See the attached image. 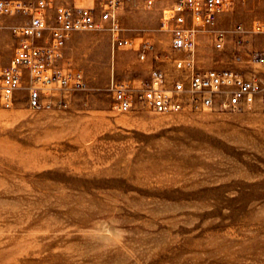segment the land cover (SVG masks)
Wrapping results in <instances>:
<instances>
[{"label":"rangeland","instance_id":"1","mask_svg":"<svg viewBox=\"0 0 264 264\" xmlns=\"http://www.w3.org/2000/svg\"><path fill=\"white\" fill-rule=\"evenodd\" d=\"M74 5L98 2L53 0L38 45L53 42L56 8ZM118 13L128 44L105 22L62 45L57 68L82 71L86 83L65 91L66 107H32L27 71L15 105L0 107V264H264V107L117 111L113 84L138 85L155 65L152 53L140 59L143 42L170 82L181 75L162 29L171 0H130ZM27 20L0 15V68L16 53L12 28ZM216 35L196 33L199 67L264 81L254 60L264 51L241 47L236 32L218 49Z\"/></svg>","mask_w":264,"mask_h":264},{"label":"built area","instance_id":"2","mask_svg":"<svg viewBox=\"0 0 264 264\" xmlns=\"http://www.w3.org/2000/svg\"><path fill=\"white\" fill-rule=\"evenodd\" d=\"M130 0H97V7L58 6L56 27L52 44L42 47L36 41L43 39L48 28L43 15L53 0H34L28 5L23 1L0 0V15L22 13L28 20L12 28L17 40L15 55L9 65L0 68V107L11 108L16 103L15 94L20 89L27 71L30 76L29 104L34 108L66 107V90L83 89L86 86L82 71L63 73L57 68L62 58L61 48L72 31L103 28L110 23V30L119 44L129 40L121 35L118 11ZM152 7L159 0H138ZM232 0H171V13L162 22V29L172 33L171 53L168 59L181 75L172 82L166 71L157 65L159 53L150 42H143L140 59L146 60L152 53L155 65L149 76L138 85L125 81L112 86L114 108L129 112L137 107L155 112H182L219 106L228 111H242L259 104L264 107V81L247 78L232 69L201 68L194 60L197 46L196 33L201 27L214 25L220 13ZM99 11V13H98ZM242 30V25L237 26ZM263 31L264 25H257ZM225 34L217 32L214 38L218 49L224 46ZM175 52L186 53V58L174 57ZM254 60L264 70V52L254 54ZM58 92V98L54 92Z\"/></svg>","mask_w":264,"mask_h":264},{"label":"crops","instance_id":"3","mask_svg":"<svg viewBox=\"0 0 264 264\" xmlns=\"http://www.w3.org/2000/svg\"><path fill=\"white\" fill-rule=\"evenodd\" d=\"M237 25H242V30L236 31ZM257 25H264V0H234L232 7L220 13L209 29L223 31L225 42H228L229 33L236 32L242 37V41H237L241 47L264 51V30L257 31Z\"/></svg>","mask_w":264,"mask_h":264}]
</instances>
